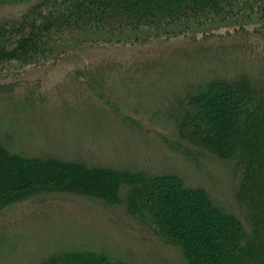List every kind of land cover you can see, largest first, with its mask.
<instances>
[{
    "label": "trees",
    "instance_id": "1",
    "mask_svg": "<svg viewBox=\"0 0 264 264\" xmlns=\"http://www.w3.org/2000/svg\"><path fill=\"white\" fill-rule=\"evenodd\" d=\"M13 5L25 8L17 18L0 22V64H42L69 43L92 48L156 44L190 62L211 55L207 44L211 37L223 35L214 34L218 29L232 26L236 35L245 26L264 21V0H0V6ZM179 38L191 41V49L188 44L166 46ZM218 58L211 55L209 61L217 64L192 82L189 76L199 72V66H182L186 71L178 90L177 141L169 149L196 169L208 154L233 163L238 177L233 199L245 209L249 230L236 214L216 205L205 188L189 186L176 174L150 175L72 160L57 154L56 150L67 149L55 145L63 144L59 137L45 134L40 136L44 146L33 153H20L9 132L0 134V214L24 201L72 194L107 208L123 206L124 214L177 247L185 264H264V79L261 71L255 75L245 67L236 74L225 73ZM157 60L148 57L125 66L103 61L76 71L74 78L84 81L93 94H114L115 83L119 88L130 83L134 89L139 84V77L119 79L115 75L119 70L165 79L179 69L175 63L162 65ZM16 89L10 82L0 83V101L7 104L0 112L9 114L13 106L9 96ZM102 95L98 97L103 99ZM25 96L19 95L21 103L17 101L25 108L11 111L20 122L35 117V109L44 107L39 102L45 103V97ZM26 123L25 129L33 132L34 122ZM40 264L129 263L100 251L68 250L52 253Z\"/></svg>",
    "mask_w": 264,
    "mask_h": 264
},
{
    "label": "rangeland",
    "instance_id": "2",
    "mask_svg": "<svg viewBox=\"0 0 264 264\" xmlns=\"http://www.w3.org/2000/svg\"><path fill=\"white\" fill-rule=\"evenodd\" d=\"M24 8L0 6V22L17 18ZM230 27L214 32L223 37L209 39L211 55L221 59L225 73L236 74L245 67L255 75L261 71L260 77L264 79V21L245 26V31L236 35ZM190 42L179 38L166 46L188 44L191 49ZM200 43L197 42L199 48L203 47ZM147 47L92 48L69 43L42 64L1 63L0 83L10 82L17 87L16 93L9 96L12 108L23 105L17 104L22 100L18 96L23 94L45 97V103L39 102L44 107L35 109V117H24L21 122L12 108L7 111L9 114L0 112V134L9 132L20 153L40 150L44 146L40 136L45 134L50 139L59 137L63 144L55 145L67 149H51L72 160L150 175L176 174L189 186L205 188L216 205H224L236 214L249 230L245 209L233 199L238 178L232 172L233 163H222L208 154L196 169L169 149L177 141L174 123L181 113L178 90L186 71L182 66H199L200 71L189 76L192 82L202 79L216 61H209V55L186 63L168 50L157 49L159 45ZM148 57L157 58L162 65L175 63L179 69L165 79L159 74L148 77L135 75L132 69L119 70L115 74L119 79L123 78L121 75L129 80L141 77L137 78L139 84L134 89L130 83L120 88V83H115L114 94L109 91L107 95L93 94L84 87V81L74 78L76 71L96 67L103 61L125 66ZM94 79L100 81L99 77ZM105 86L108 87L106 83ZM101 95L103 99L99 98ZM5 105L0 101V107ZM31 122L33 132L23 126ZM124 212L123 206L107 208L93 199L62 193L12 205L0 214V264H40L48 255L68 250L100 251L129 264H185L177 247L167 245L149 226L141 225Z\"/></svg>",
    "mask_w": 264,
    "mask_h": 264
}]
</instances>
